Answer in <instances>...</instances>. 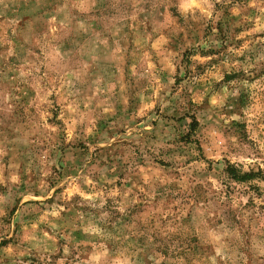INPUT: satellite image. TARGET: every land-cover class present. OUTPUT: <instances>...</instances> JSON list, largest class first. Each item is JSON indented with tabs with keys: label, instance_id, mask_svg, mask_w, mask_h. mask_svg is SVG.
Masks as SVG:
<instances>
[{
	"label": "rangeland",
	"instance_id": "1",
	"mask_svg": "<svg viewBox=\"0 0 264 264\" xmlns=\"http://www.w3.org/2000/svg\"><path fill=\"white\" fill-rule=\"evenodd\" d=\"M264 0H0V264H264Z\"/></svg>",
	"mask_w": 264,
	"mask_h": 264
},
{
	"label": "trees",
	"instance_id": "2",
	"mask_svg": "<svg viewBox=\"0 0 264 264\" xmlns=\"http://www.w3.org/2000/svg\"><path fill=\"white\" fill-rule=\"evenodd\" d=\"M226 174L228 177L236 183H250L255 179H261L264 181V175L262 170L243 172L237 169L233 165H228L226 168Z\"/></svg>",
	"mask_w": 264,
	"mask_h": 264
}]
</instances>
